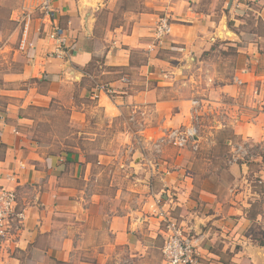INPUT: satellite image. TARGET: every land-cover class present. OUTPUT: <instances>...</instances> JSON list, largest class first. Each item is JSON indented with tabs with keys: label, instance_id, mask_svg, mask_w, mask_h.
Instances as JSON below:
<instances>
[{
	"label": "crops",
	"instance_id": "0c3cea01",
	"mask_svg": "<svg viewBox=\"0 0 264 264\" xmlns=\"http://www.w3.org/2000/svg\"><path fill=\"white\" fill-rule=\"evenodd\" d=\"M122 1L52 0V21L40 10L19 14L24 22L20 49L12 51L23 66L6 79L18 84L37 79L39 84L9 92L16 104L6 111L10 119L0 123V190L15 191L16 209L25 217L20 232L0 245V264L163 263L156 242L163 241L168 222L197 239L202 264H220L225 255L233 264H264V245L246 236L253 223L264 228V209L253 221L248 216L257 196L249 174L262 183L264 197V155L255 153L264 143V55L251 61L241 55L254 46L237 45L238 35L245 40L249 34L236 28L243 23L235 17L239 8L259 0H225V20H232L235 29L226 24L223 32L220 18L193 11L201 0H138L135 8L123 7ZM257 15L264 22V8ZM163 17L171 30L158 43L154 29ZM52 25L65 30L69 56H50L47 33ZM19 30L12 32L11 43L18 41ZM228 47L236 49V61L217 57ZM135 55L143 57L140 62L133 61ZM95 59L102 62L100 77L107 91L81 87L92 79L87 68ZM77 88L78 98L96 103L94 109L75 104ZM51 104L67 106L69 122L83 127L78 133L85 136L83 148L77 144L47 157L22 133L31 122L25 110ZM195 109L215 120L209 130L200 125L198 150L166 147L157 163L148 160L154 170L144 175L135 155L134 195L129 203L108 205L98 183L110 175L117 180L123 166L118 150L113 157L105 148L135 147L132 138L117 131L119 123L123 126L129 116L136 121L142 110L143 132L158 138L188 126ZM111 129L115 140L106 136ZM242 142L252 147V158L224 163L227 175L214 171L215 148ZM92 143L97 150L85 149ZM250 164L257 169L251 171ZM139 181L145 183L143 191ZM121 192L116 189L111 201L123 200Z\"/></svg>",
	"mask_w": 264,
	"mask_h": 264
},
{
	"label": "rangeland",
	"instance_id": "374dc122",
	"mask_svg": "<svg viewBox=\"0 0 264 264\" xmlns=\"http://www.w3.org/2000/svg\"><path fill=\"white\" fill-rule=\"evenodd\" d=\"M36 1H38L37 4H35ZM25 2H27V4L30 6H24ZM224 2L225 0H201L198 4H195V8L193 9V11L200 14H210L214 16L216 21H218L220 18V22H222L223 24L220 31L223 32L225 30L226 24H228L229 29L234 28V22L232 20L231 22L225 20L227 18L226 15H228V10L224 8ZM121 3L125 8H135L139 5L138 0H123ZM39 5V0H0V123L4 120L7 121L8 119H10L8 118V114L6 113V111L7 109H9V106L16 104V99L11 97L12 94H10L9 92L17 91L18 89H24L26 88L25 86H28L29 84L36 86L37 84H39L37 79H30L23 84L13 83L6 79L7 74L18 73L22 70L23 66V60L19 58V55H15L14 51H12L13 48H17V50L20 49L19 43L21 41V33L19 34V32L22 31L24 22H22L23 16L19 14L25 13V15H29V11H32L31 13L38 12L40 10ZM262 8H264V0H259L258 5L249 2L248 5L239 8V12L235 16L243 23L236 28H242L244 32H247V34H249L244 37L245 40L243 39L242 35H238L240 42H238L237 45L241 47L242 45L249 43L253 44L254 46L252 48V52L250 51L246 53L241 51V55L245 56L248 61H251L252 58H259L264 55V48L263 50H258L259 47H264V22L260 20V17H258L257 15V13L261 12ZM17 15H19V19H17ZM18 27L20 28V30L18 31V41L11 43V41H9V38L12 32ZM219 37L221 38V36ZM245 48H247V46H245ZM235 51L236 49L232 47H228L223 51L220 49L217 57H219L220 60L224 61H236L237 53ZM20 52L22 54L25 53L26 50ZM142 58L143 57L141 56L135 55L133 57V61L135 63H138ZM101 66L102 62L100 59L93 60L91 66L87 68V73L92 76V79H87L85 80V82H82V88H92L94 89V93H96L98 87L101 86L107 89L105 87L104 76L102 78L100 77V71H102V69L100 68ZM73 94L75 96L74 102L79 108L94 109L97 106L96 103L91 102L87 99L78 98V88L75 89ZM66 107L67 106L63 107V105L61 104H51L47 108L30 106L25 110L26 113L24 116L30 119L31 122L23 128L22 133L27 136L29 140L36 144L38 150L44 156H58L64 154L65 152L71 151V147L76 146L77 144L81 146L80 142L85 136H78V133L81 132L82 134L83 127L78 125L74 126L69 122V115L67 113L68 111L65 109ZM141 111L142 110L139 111L140 117H138L136 121H132V119L130 120L129 116L128 122L124 123L123 126L119 123L117 129L118 132H123L124 134H126L129 140H131L132 138L135 141V147L133 148L132 146H123L118 149L115 146H110L109 148H105L112 154L111 156L113 157L115 156V151L118 150V163H120V166H123L122 169L118 168L117 180L115 178H112L110 175L107 177H103L102 180L98 183V186L100 187L102 194L105 196L108 205H115L116 203L125 204L126 202L129 203L131 197L134 195L133 192H131V188L133 186V183L136 182V180H134L133 178L138 176V174H133L131 172L133 169H135L132 163V157L136 155V157H138L136 162H142L143 165H141L140 167V174L144 175L145 173H148L149 169L152 171L154 170V167L152 165H149L148 160L157 163L164 148L167 147L179 150V148L167 142L166 137L170 132H167L163 136L158 138H148L151 135L143 132L144 122L142 121V119H144L145 115L143 116ZM214 121L215 120L213 116H208L207 118L203 116L200 117V125L202 124V126L204 125L206 127L204 128V130H209V127H211V125L214 127ZM132 130H135V132L133 133ZM106 134V136L110 137V140L116 139H114L115 134H117L115 130L111 129ZM131 135L134 136L131 137ZM104 138L107 139L106 137ZM145 140L150 142L149 145L148 143L143 142ZM120 141H122L121 138H119L118 142L114 141L113 145L120 143ZM220 141L221 137H219L218 142L220 143ZM85 143L88 144V142ZM226 144V147L218 146L212 152V155L215 158L214 161L216 162L214 164V171L218 170L219 173L225 170L224 163H228V158L230 157V147H228ZM154 145L156 146L154 147ZM81 148L83 147L81 146ZM85 149H92L93 151H95L97 150L96 144L92 143L91 145H85ZM255 153L258 155H264L262 154L264 153V143L260 144V148L256 150ZM90 156L92 157L93 153H91ZM250 159H247L246 161H249ZM250 165L251 171L257 169L256 164ZM114 169L115 167H113V170ZM222 173H224V175H227V173H225L224 171ZM224 179L230 180L229 178L225 177ZM256 179L257 178H255L253 174H249L248 180L249 182L251 181V188L253 191L257 192V196L253 198L255 202L251 214L257 213L259 211L261 212V209H264V197L260 194L261 187L255 182ZM138 183H140V190L143 191L145 183L142 181H139ZM116 189L122 191L120 193V198L123 197V200L112 202L111 200H113ZM246 236L247 238H250L255 244H258L260 242L264 243V228L262 223L257 222V224H252L247 231ZM161 247L162 241H157L156 248L160 249ZM155 258H158L157 255H155ZM202 262L203 264L211 263V261ZM158 264L163 263H161V261H158ZM220 264L233 263L231 262L228 255H225V257L220 260Z\"/></svg>",
	"mask_w": 264,
	"mask_h": 264
},
{
	"label": "built area",
	"instance_id": "2783aa9c",
	"mask_svg": "<svg viewBox=\"0 0 264 264\" xmlns=\"http://www.w3.org/2000/svg\"><path fill=\"white\" fill-rule=\"evenodd\" d=\"M52 0H41L39 9L44 18L48 21L53 20ZM52 23V22H51ZM171 25L168 19L163 17L158 20L154 36L156 42L160 43L169 35ZM47 39L51 44V57L63 58L70 55V47L65 30L57 25H52L47 33ZM236 85L241 86L242 82L234 79ZM97 91H107L103 86L98 87ZM200 115L198 110H194L190 123L178 129L170 131L166 137L167 142L179 149L191 148L193 151L198 150L197 138L200 134ZM156 145H154L155 147ZM231 147L228 164H238L251 158L252 147L246 143H228ZM17 196L14 190H0V245L8 242L13 235L20 232L23 222L24 213L16 209ZM162 256L164 264H202L197 252V239L185 235L179 230L174 223H167L166 231L162 241Z\"/></svg>",
	"mask_w": 264,
	"mask_h": 264
},
{
	"label": "trees",
	"instance_id": "16d2710c",
	"mask_svg": "<svg viewBox=\"0 0 264 264\" xmlns=\"http://www.w3.org/2000/svg\"><path fill=\"white\" fill-rule=\"evenodd\" d=\"M227 145V144H226ZM228 146V145H227ZM229 147V146H228ZM229 155H230V152H229ZM229 159V158H228ZM246 162H248V161H244V162H241V163H246ZM262 183L260 182V185H261ZM252 213V210L250 211V213L248 214V216H249V219L251 220V221H253L254 220V216H255V214L256 213H254V214H251ZM254 224V223H253ZM259 245H261V246H263L264 245V243H262V242H260L259 243Z\"/></svg>",
	"mask_w": 264,
	"mask_h": 264
},
{
	"label": "water",
	"instance_id": "95a60500",
	"mask_svg": "<svg viewBox=\"0 0 264 264\" xmlns=\"http://www.w3.org/2000/svg\"><path fill=\"white\" fill-rule=\"evenodd\" d=\"M218 36H221L222 37V34L221 33H219V35Z\"/></svg>",
	"mask_w": 264,
	"mask_h": 264
}]
</instances>
